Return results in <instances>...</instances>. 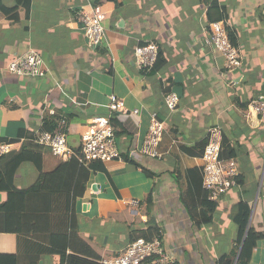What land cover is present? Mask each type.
Returning a JSON list of instances; mask_svg holds the SVG:
<instances>
[{"label":"crops","instance_id":"crops-1","mask_svg":"<svg viewBox=\"0 0 264 264\" xmlns=\"http://www.w3.org/2000/svg\"><path fill=\"white\" fill-rule=\"evenodd\" d=\"M87 4L105 14L103 40L90 47L76 20ZM213 21L240 49L235 73L203 44ZM147 43L157 45L160 63L140 69L133 52ZM29 51L42 58L44 77L7 71ZM167 93L179 97L174 111ZM109 95L124 102L112 117L122 159L81 165L34 143L37 131L64 117L67 145L78 149L89 119L110 113ZM259 96L264 0H0V145L11 144L0 157V185L12 193L0 189V204L8 203L0 209V264H102L133 239L158 235L176 264H219L223 256L236 264L240 201L251 207L248 228L262 235L248 264H264V113L248 108ZM152 113L165 125L160 158L143 152ZM213 129L234 148L240 183L216 201L210 223L196 225L181 195L199 210L197 145Z\"/></svg>","mask_w":264,"mask_h":264},{"label":"built area","instance_id":"built-area-1","mask_svg":"<svg viewBox=\"0 0 264 264\" xmlns=\"http://www.w3.org/2000/svg\"><path fill=\"white\" fill-rule=\"evenodd\" d=\"M104 12L97 6L90 4L81 6L76 11V20L84 31L88 46L101 43L104 36ZM205 46L212 47L224 59L227 73L237 72L242 65L240 49L235 46L227 35L222 21L210 22L207 33L203 38ZM136 64L140 69L153 68L158 60V47L154 43L138 45L134 49ZM7 71L16 77H44L42 58L34 51L24 56L12 59L7 64ZM108 115H94L85 125L80 134V146L71 149L67 145V136L71 132L69 122L64 117L57 119L52 130L37 131L33 141L37 145L46 147L50 152L68 161L75 159L81 165L95 162H107L122 159L117 145L115 126L112 117L115 113L124 112V102L115 95L108 96ZM169 111H174L179 104V97L175 93H167L163 98ZM249 111L253 115L264 113V97L259 96L249 103ZM137 114L138 111L134 110ZM165 125L156 113L150 115V125L144 140L143 152L152 158H160L158 145L164 134ZM11 144L0 145V157L10 151ZM221 139L217 129H213L209 141L202 151V188L208 193V200L217 201L230 188L237 185L238 167L233 159L220 158ZM133 153V152H132ZM141 172V168H137ZM133 207L139 206L138 200L129 203ZM141 222L148 223L147 215H141ZM102 264H176L174 258L163 244L161 237L151 239L136 238L125 247L124 251L115 257L102 259Z\"/></svg>","mask_w":264,"mask_h":264},{"label":"trees","instance_id":"trees-1","mask_svg":"<svg viewBox=\"0 0 264 264\" xmlns=\"http://www.w3.org/2000/svg\"><path fill=\"white\" fill-rule=\"evenodd\" d=\"M212 5L215 6L216 3L213 2ZM158 63H160V51H159V49H158V60H157V63L155 64L154 68L158 65ZM112 123L114 124L113 119H112ZM114 126H115V124H114ZM162 138H163V136H162ZM208 141H209V138L203 139L198 143L197 147L200 148V151H203V148L207 144ZM10 142H15V141H10ZM234 156H235L234 148L228 142L224 141V139L221 138L220 158L230 159V158H233ZM23 159H24V155L18 156L15 164H17L18 162H20ZM73 160H75V159L68 160V162L73 161ZM201 179L202 178H200V186L202 184ZM0 182H3L1 178H0ZM236 182L240 183L238 176L236 177ZM2 188H5V190L9 191L11 189V186L0 185V189H2ZM186 192H187L186 195L188 196L190 194L189 190H187ZM17 193H21V192L17 191ZM9 194L11 196L12 193H10V191H9ZM10 196H9V199L12 198V196L11 197ZM197 196H198L197 200L199 201V203H198L199 210H196L197 205L195 203L189 204L187 202L186 198H183L182 195H181V198H182V201H183L184 205L186 206V208L190 214V217L192 218V220L194 221V223L196 225L208 224L212 221L214 211L217 207V202L208 200V193L206 191H204L203 189L200 190V193H198ZM7 204L8 203H6V202L0 204V209L6 207ZM150 206H151V199L148 198L147 199V209H146L147 212L150 210ZM250 212H251L250 205L247 202L240 201L237 205L236 214L233 217V222L235 223V225L237 226V229H238L237 243L241 244V241H242L244 235H246L245 239L243 241L242 249H241V252H240V255H239V258H238L236 264H248V261H249L250 256H251V252H252L253 248L255 247L257 240H259L262 237L261 233H257L252 227L248 228V221H249V217H250ZM8 228H10V227H8ZM158 236L160 237V235H158ZM152 237L153 236H146L143 238L151 239ZM82 254L89 256L91 254V252L84 250V251H82ZM61 255H64V253H62ZM94 256H93L94 259L98 258L97 255H94ZM62 259H63V257H62ZM35 262L36 261H33L32 264H34ZM218 263L219 264H233V262L231 260L226 259V257H224V256L219 258Z\"/></svg>","mask_w":264,"mask_h":264},{"label":"water","instance_id":"water-1","mask_svg":"<svg viewBox=\"0 0 264 264\" xmlns=\"http://www.w3.org/2000/svg\"><path fill=\"white\" fill-rule=\"evenodd\" d=\"M245 236H246V235H244V237H243V241H244V239H245ZM243 241H242V243H241V247H242Z\"/></svg>","mask_w":264,"mask_h":264},{"label":"rangeland","instance_id":"rangeland-1","mask_svg":"<svg viewBox=\"0 0 264 264\" xmlns=\"http://www.w3.org/2000/svg\"><path fill=\"white\" fill-rule=\"evenodd\" d=\"M143 146H144V143H143Z\"/></svg>","mask_w":264,"mask_h":264}]
</instances>
